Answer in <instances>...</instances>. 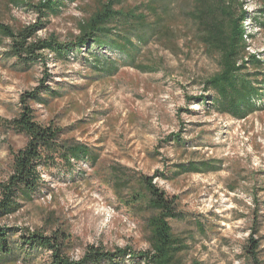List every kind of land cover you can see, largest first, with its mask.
<instances>
[{"label":"rangeland","instance_id":"rangeland-1","mask_svg":"<svg viewBox=\"0 0 264 264\" xmlns=\"http://www.w3.org/2000/svg\"><path fill=\"white\" fill-rule=\"evenodd\" d=\"M102 1L67 2L33 39H74L79 23ZM149 1L127 0L116 8L144 12ZM244 1L252 34L247 52L264 59V27L253 21L264 0ZM164 2L153 4L173 33L153 36L138 53L139 62L157 68L152 72L120 64L108 75L93 66L85 49L67 59L46 53L45 64L22 71L8 55L10 41L0 42V182L11 171V151L27 141L2 120L19 114L20 96L38 87L46 73L44 84L60 96L47 104L29 102L35 120L63 128L65 145L80 143L96 155L72 159L71 170L55 157L56 164L41 169L44 181L32 198L20 195L19 209L0 217V225L64 231L74 259L89 244L145 250L152 212L129 201L132 192H142L138 178L143 175L176 198L181 216L170 222L174 235L188 245L181 254L185 264H253L246 250L250 237L258 240L257 259L264 264V98L263 109L246 119L220 114L206 100H188L203 93L201 82L219 69V54L200 39L190 15L193 0H174L167 12ZM43 20L27 5L0 0V21L15 29ZM106 55L120 63L115 52ZM189 161H215L219 168L174 175ZM5 264H49V253L37 251ZM127 264L138 262L128 258Z\"/></svg>","mask_w":264,"mask_h":264},{"label":"trees","instance_id":"trees-1","mask_svg":"<svg viewBox=\"0 0 264 264\" xmlns=\"http://www.w3.org/2000/svg\"><path fill=\"white\" fill-rule=\"evenodd\" d=\"M75 0H10L15 6L27 5L45 18L42 22L15 29L0 21V42L8 39L9 57L15 59L22 71L30 69L36 63L45 64L46 53H53L60 59L85 49L97 69L108 75L118 71L120 64L134 67L143 72H152L157 68L138 61L141 45L146 44L155 35L172 34L163 16L157 13L158 0H150L145 7L148 11L135 8H116L127 0H105L90 16L79 23V34L72 40L60 41L56 36L33 39L38 29L45 25L46 18L58 15L67 2ZM165 1L164 10L168 11L174 0ZM154 20L148 21L149 15ZM190 15L198 25L200 39L211 51L219 54V69L202 80L203 93L188 96V100L209 101V107L220 114L236 119H246L252 113L263 109L264 98V59L248 54L247 6L244 0H193ZM256 25L264 27V6L253 18ZM253 28V26H251ZM95 50V52H93ZM103 50V54L100 51ZM107 52L119 55L120 63ZM46 76L38 87L20 96V111L16 117L3 119L6 128L23 134L26 144L12 150L11 171L0 182V217L16 212L20 207L18 197L27 199L39 189L42 182L41 169L56 164V158L63 166L71 170L73 161L96 159L92 150L80 143L65 145L61 141L63 128L53 124H41L36 121L29 102L47 104L51 97L60 96L51 87L44 84ZM177 140L178 135H175ZM60 163L58 164V167ZM215 161H189L179 166L174 175L182 173H202L217 170ZM142 192L134 191L129 196L131 205H145L151 210L147 218L149 247L135 250L130 246L107 249L101 245L89 244L83 254L74 259L69 256V234L54 231L45 234L40 230L12 228L0 225V264L15 261L19 257L28 259L37 251L49 253V264H127L134 259L138 264H185L181 254L188 248L181 237L174 235L171 220L181 216L175 196H169L153 183L152 177L139 176ZM253 264L257 259L258 240L248 238L246 247ZM196 264V263H193Z\"/></svg>","mask_w":264,"mask_h":264}]
</instances>
